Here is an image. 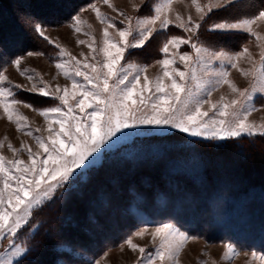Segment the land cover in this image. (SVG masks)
<instances>
[{"label":"snow or ice","instance_id":"6c2138e0","mask_svg":"<svg viewBox=\"0 0 264 264\" xmlns=\"http://www.w3.org/2000/svg\"><path fill=\"white\" fill-rule=\"evenodd\" d=\"M99 2L123 17L126 27L117 28L112 17L102 13L95 4L91 5L96 19L104 25L102 47L93 46L96 44L94 37L91 43L83 39L78 43L88 45L94 53L91 60L95 63L89 62L87 55L82 54L83 60L78 59L66 48L55 44L59 55L68 57L67 61L56 63L55 67L71 81L70 86L52 87L43 77L36 79L32 75L21 73L29 81H35L27 91L59 102L53 107L34 109L47 122L44 129L46 137L36 135L42 130H33L28 118L16 107H33L15 98L14 89H19L22 85L6 86V82H11L0 72V108L8 121L16 125L17 131L33 137L39 149L33 151L27 144L17 149L9 143L8 147L16 158L7 159L0 154V241L7 239L10 249L0 255V264H22V258L29 250L26 246L16 244L13 238L29 223L33 210L46 199H51L56 188L67 182L76 169L82 167L93 153L98 152L104 144L125 129H135L141 125L169 126L192 137L215 140H230L242 135L264 136V123L257 124L249 120L252 113L258 110L252 103L256 94H264V33L256 30L258 24L264 23V9L234 22L226 20L207 25L209 31H240L251 35L261 49L259 61L254 59L247 46L236 53L214 52L193 42L191 35H170L164 39L159 49L164 54L157 61L161 74L153 80L147 76L146 66L121 65L128 48H142L154 33L164 32L170 25L186 33H198L210 13L233 5L235 0H208L207 3L191 0V7H194L198 20L193 19L191 13L185 16L175 10L174 5L183 3V0H159L154 5L153 13L143 18L128 16L112 0ZM132 7L137 12L140 10L135 3ZM73 19V28L79 33V25L86 22L79 15ZM35 31L49 43H55L45 34L41 25L36 24ZM84 35L88 36L89 33L85 32ZM129 37H132L131 41ZM181 45H189L194 50L193 54L179 53ZM100 54L102 59L98 60L97 56ZM177 55L185 70L175 66ZM242 59L251 64L247 70L239 69L245 78H252L253 83L249 88H238L229 79L230 72L224 70L216 74L218 79L215 85L227 84L237 98L226 100L221 97L220 101L213 103L211 90L206 92L204 98H200V92L208 88V82L198 77L200 66L222 61L232 68H239ZM14 63L19 69L21 61L17 59ZM190 81L196 91L190 86ZM205 105H210L209 110H204ZM209 111L213 113L212 116ZM2 147L3 144L0 143V148ZM22 151L27 152V160L19 158ZM147 231L144 229L135 236L143 237ZM152 238L153 243L157 239L160 243L154 254L149 252L147 255V250L134 243L133 238L125 241L133 252H139L137 264H179L180 253L190 239L172 224L156 228L152 232ZM225 247V259L236 255L232 244ZM251 255L253 260L264 261V256L257 257L256 253Z\"/></svg>","mask_w":264,"mask_h":264},{"label":"rangeland","instance_id":"374dc122","mask_svg":"<svg viewBox=\"0 0 264 264\" xmlns=\"http://www.w3.org/2000/svg\"><path fill=\"white\" fill-rule=\"evenodd\" d=\"M158 2L159 0H112V3H114L120 11L125 12L128 16L140 18L150 16L153 13L154 5ZM200 2L207 3L208 0H200ZM133 3L139 5L140 10L138 12L133 9ZM93 4L100 8L102 13L112 17L117 28L126 27V22H124L123 17L117 15V13L113 12L107 7V5H104L100 3L99 0H97L82 9L77 14L81 16L82 21L86 22L79 25L81 28L79 33H77L73 28L74 19H72L69 23L58 27H43L45 34L49 36L50 39L55 43H49L36 31H34L35 36L38 38V48L35 50V52H30L32 55L27 53L25 56L17 58L21 61L19 69H17L14 63V61L17 59L8 62L0 52V72H3L8 77V81L11 82V84L6 82V86L10 87L12 84L22 85L21 88L14 89L15 98L33 106L32 108H26L23 107V105H17L16 107L20 113L28 118L30 127L33 130L36 128H40L42 130L40 133H36V135H42L45 137L47 136V132L44 131V129L47 127V122L45 121L44 117L39 115L38 111L34 109L53 107L59 102L53 100L51 97H42L37 93L27 91V89L35 81H29L26 78V75H32L36 77V79L43 77L44 81L52 87H55L56 85H60L61 87L65 85H71V81L67 80L63 75V72L55 67L56 63L68 60V57H61L59 55V49L55 47V44H59L63 48H66L72 56H76L78 59L83 60L82 54L87 55L89 57V62L95 63V61L91 60V56L94 53L91 52V49L88 47V45H81L78 43V41L81 39L87 40L91 43V40L94 37L96 44L93 46L102 47L104 25H102L99 20L96 19L95 13L91 10V5ZM174 8L182 15L187 16L189 13H191L193 19H199L194 7H191V0H183V3L175 4ZM259 10L260 8L256 0H235L233 5H229L227 8L214 10L212 13H210L209 16L205 18V21L202 23L198 33H186L183 32L182 29L177 28L174 25H170L166 31L154 33L153 37L149 39L142 48H128L124 53V58L121 61V65L126 66L128 64H133L146 66L148 68L147 76L149 79L154 80L161 74V67L157 61L164 57V54L160 52L159 49L164 39L170 35H179L183 37H188L191 35L193 42L202 44L210 51L214 52L225 51L228 53H236L242 50L243 47L247 46L250 49L254 59L259 61V53L261 49L257 47L255 39L251 35L240 31H209L207 27V25L212 23L223 22L226 20L234 22L238 19L248 18ZM133 23L135 24V21ZM89 24L91 25L90 28L88 27ZM158 27L159 25H157V28ZM256 30L264 33V23L258 24L256 26ZM109 31L113 32L111 29ZM85 32L89 33V35H84ZM131 39L132 37H129L130 41ZM193 51L194 50L191 49L189 45H181L179 48V53L187 52L191 55L193 54ZM97 59H102V54L98 55ZM176 60L177 63L175 66L181 70H185L184 64L179 62L178 55L176 56ZM250 67L251 64L243 59L240 61L239 68H232L231 65L223 63L222 61H214L200 66L198 68V77H201L204 81L208 82V88L200 92V98H204L208 90H211V101L213 103L220 101L221 97H224L226 100L237 98L236 94L231 91L227 84L220 86L215 85V81L218 79L216 74L227 70L230 72L229 79L234 82L238 88L245 89L252 85L253 80L251 77L245 78L239 69L247 70ZM21 73H25L26 75H21ZM77 79L82 80L80 77H77ZM165 82L168 83V81ZM189 84L191 87H193V90L196 91L195 86L191 81ZM252 103L258 110L252 113V115L249 117V120L257 124L264 123V94L257 93ZM209 108L210 105L204 106V110H209ZM209 115L212 116L213 113L209 111ZM168 137L175 138L172 140V143L176 145L175 148H180L189 142L197 144L210 143V145H222L226 143H234L235 141L239 142L242 140L253 142V140L257 138H264V136L259 135H242L239 138L230 140H215L207 139L205 137H192L188 133L180 132L178 129L171 128L169 126L156 125H141L138 128L125 129L123 132L117 133V135L104 144V146L100 148L98 152L93 153V155L88 158L82 167L76 169L68 178L67 182L56 188L55 192L51 196V199H46L42 205L33 210V214L29 220V223L21 228L17 233V236L13 238L16 244L26 246L29 251H35V253H29L28 251L26 256L22 258V264H43L46 261L44 258L48 255V253H41L40 250H35L36 245L39 243H32V240L40 230L41 224L45 221L44 218L40 219L42 217L40 215L41 213L43 214V209L47 206V204L52 202L56 197L58 198L59 196H62L77 182H83L86 180L88 175L93 170L102 166L108 159L114 158L115 156H129L130 154L133 155L132 152H136L139 149L138 147L141 145V143L145 144L142 148L143 150H161L159 146L158 149L155 150L157 143L161 144V141L163 139H167ZM0 143L3 144V147L0 148V154L5 156L7 159L16 158L8 147L9 143H11L13 147L17 149H20L23 145L27 144L32 147L33 151L39 150L33 137L26 136L23 134V132L17 131L16 125L8 121L7 116L3 112L2 108H0ZM152 143H155V145ZM161 145L168 147L171 145V142L169 140V142ZM172 156L175 157L177 155L174 154ZM199 156L200 155L195 157L198 160H194L197 162V165H195L196 167L191 166L189 163L190 161L188 160L185 161L186 164H184V162L181 163L184 167L181 172L183 174L189 173V175H193L192 178L195 182L199 184H207L208 176L203 174V170L206 168V166H209L206 165L208 163L212 164L210 165V180L211 178L213 181L214 178H227L231 180V183H233V180L237 182V167H239L241 170L240 166H243V171H241L240 174L242 175L240 182L236 186L232 187L235 188V193H233L232 198L236 197V195L240 191H243L244 188L250 191H247V194L245 195L247 202L255 195H264V185L261 186L259 181L254 179V177L259 179L264 178V163L261 164L260 162L261 167L254 166L252 161H242V157H240L239 160L235 157L236 155H234V152H227L222 154L220 159H209V161H206L204 165H202V163H200L201 158H199ZM19 158L27 160V152H20ZM179 159H182L181 156ZM173 161L175 162L178 160L174 158ZM233 169H235V173ZM252 190L258 191L253 192ZM222 192L223 190H218L217 186H215L210 192L207 190V194L211 198H208L206 203L201 205H208V211L212 212L211 216H200L197 222L193 224L192 228H188L184 224L183 226L179 222H176V220L170 219L168 222L160 225L137 228L132 231V233L126 237L120 245L117 247H108L107 249L105 244L108 243V239L106 238H111V235H115V233H117V229L115 230L111 228L109 233H105V236L104 234L102 235L101 231H99L94 233V237H87L86 239H81V236L77 235L78 242L74 241V238H71L72 235L67 233V235L61 237V242L59 241L60 243L54 251L57 254L56 259H58L55 261V264H137L140 257L139 252H133L125 244V241L128 238H133L134 243L144 247L147 250L145 255H147L149 252L154 254L160 241L157 239L156 242L153 243L152 232L164 224H172L181 232H184L190 237V239L184 244V247L180 253L179 264H264V261H261L260 259L253 260L251 255L252 253H256L257 257H262L264 256L263 253L245 249L238 246L236 243L234 244L233 242H211L208 241L206 237L202 236L203 233L206 235L205 233L207 232H193L196 231L195 226L197 224L199 226L204 224L201 223V221L204 220H223L227 222V220H224L225 218L216 216L221 212L222 207L218 201L214 200V196ZM231 195L232 194H230V196ZM196 209H201V206L197 205ZM137 216L140 219L144 218V214L141 211H137ZM144 229H147L148 231L145 232L143 237L135 236L137 232H140ZM227 244H232L236 250V255L231 256L229 259H225V246ZM7 251H10L8 240L5 239L0 241V255H4ZM28 254L32 259L35 258L36 262L24 261Z\"/></svg>","mask_w":264,"mask_h":264},{"label":"trees","instance_id":"16d2710c","mask_svg":"<svg viewBox=\"0 0 264 264\" xmlns=\"http://www.w3.org/2000/svg\"><path fill=\"white\" fill-rule=\"evenodd\" d=\"M95 1L0 0V52L8 62L35 52L38 48V38L34 34L36 24L44 28L64 25ZM256 2L260 10L264 9V0ZM173 139L168 137L161 141V144H165L170 140L168 147L157 143L155 150L158 146L161 148L158 151L143 150L145 144L141 143L138 147L140 153L137 150L132 152L133 155L108 159L93 170L86 180L77 182L62 196L47 204L43 214H39L42 216L40 219L44 218L45 221L32 240V243H39L35 250L48 253L43 264H55L58 259L54 251L61 237L67 233L78 242L77 235L86 239L94 237V233L99 231L105 236L111 228L117 229L115 235L106 238L107 249L120 245L137 228L160 225L170 219L192 228L200 216H211L208 205L201 204L211 198L207 190L210 192L215 186L223 190L214 196L222 207L216 216L225 218L227 222L204 220L201 221L204 224H197L193 232H207L202 236L211 242H233L264 254V195H255L247 202L245 195L248 189L244 188L232 198L235 193L232 187L240 182L243 166H240L241 170L236 166L237 182L233 180V183L227 178L210 180V163L203 170V174L208 176L207 184H199L194 181L193 175L181 172L184 168L181 163L186 164V160L195 166L197 162L194 160H198L195 157L200 155V163L204 165L209 159H220L227 152H234L239 160L242 157V161H252L254 166L261 167L260 162L264 163V138L222 145L189 142L180 148H175ZM174 154L177 156L173 157ZM180 156L182 159H179ZM174 158L178 161L174 162ZM254 179L261 186L264 185V178ZM197 205L201 209H196ZM137 211L143 212L144 218L140 219ZM24 261L36 262L29 254Z\"/></svg>","mask_w":264,"mask_h":264}]
</instances>
